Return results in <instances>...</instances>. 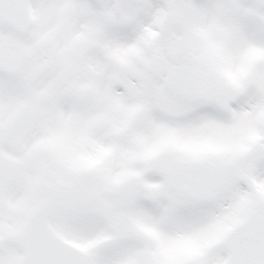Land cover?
Returning <instances> with one entry per match:
<instances>
[{
  "label": "snow or ice",
  "instance_id": "1",
  "mask_svg": "<svg viewBox=\"0 0 264 264\" xmlns=\"http://www.w3.org/2000/svg\"><path fill=\"white\" fill-rule=\"evenodd\" d=\"M0 264H264V0H0Z\"/></svg>",
  "mask_w": 264,
  "mask_h": 264
}]
</instances>
